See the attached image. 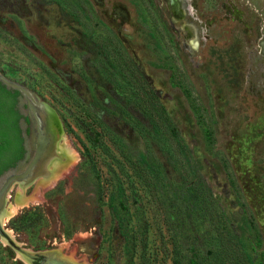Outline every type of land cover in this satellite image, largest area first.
<instances>
[{
	"label": "rangeland",
	"instance_id": "obj_1",
	"mask_svg": "<svg viewBox=\"0 0 264 264\" xmlns=\"http://www.w3.org/2000/svg\"><path fill=\"white\" fill-rule=\"evenodd\" d=\"M177 1L182 19L168 0H0V72L59 128L51 174L7 193L6 213L18 194L34 200L14 217L41 213L26 232L6 214L17 246L70 264H189L190 249L264 264V0ZM224 231L238 243L220 260L208 240ZM2 238L0 264H25Z\"/></svg>",
	"mask_w": 264,
	"mask_h": 264
},
{
	"label": "water",
	"instance_id": "obj_2",
	"mask_svg": "<svg viewBox=\"0 0 264 264\" xmlns=\"http://www.w3.org/2000/svg\"><path fill=\"white\" fill-rule=\"evenodd\" d=\"M174 5H176L175 2H168L170 13H172ZM0 83L7 89L18 92L20 106H25L23 112L28 118V125L22 123V128L28 126L30 129L29 134L23 133L24 138H26V147L30 151L28 162L20 163L14 172L0 177V235L7 237L8 230L3 228V213L7 193L13 183L21 182L23 186H27L35 180L51 174V170L47 169L56 155L59 128L55 125L57 124L56 120L53 121V111L26 86L6 77L1 72ZM9 244L16 251H19L29 264H70L44 251H29L17 246L12 241H9Z\"/></svg>",
	"mask_w": 264,
	"mask_h": 264
},
{
	"label": "trees",
	"instance_id": "obj_3",
	"mask_svg": "<svg viewBox=\"0 0 264 264\" xmlns=\"http://www.w3.org/2000/svg\"><path fill=\"white\" fill-rule=\"evenodd\" d=\"M2 74L8 77L6 73L3 72ZM18 96V92L9 90L0 83V176L6 171L15 167L16 163L22 159L24 153L23 138L21 136V129L19 127L18 121L19 114L16 109ZM168 125H171L170 121ZM170 128L172 131V138L177 140L179 138V134L175 132L174 126H170ZM168 140L164 139L165 146H168ZM143 171V179L147 180V177H153L155 180H159L160 178V172L157 169L150 170L149 176L146 169ZM126 177L128 180L131 178L130 176ZM117 189L118 192L121 193V196L118 197L119 199L116 202L117 204L114 205V207H119V210L116 213H128L129 209L125 207V202L121 199L123 196V190L121 189L120 184ZM132 191L134 192V190ZM40 220V209L37 207H32L29 209H24L20 214L13 217L10 220V226L16 231L26 232L34 229L39 224ZM125 220L126 218H120L118 222L123 223ZM130 233L135 237V232ZM214 235V238L208 240L210 249L207 251V253L209 255L218 257L221 260L222 258L226 257V255H229L227 250L224 251V247L233 246V244L238 243V240L235 239L234 243L228 231L217 232ZM132 252H135V247L133 248ZM190 252L191 258L193 260L190 261L189 264H201V262L198 260L200 256L199 251L190 249Z\"/></svg>",
	"mask_w": 264,
	"mask_h": 264
},
{
	"label": "bare ground",
	"instance_id": "obj_4",
	"mask_svg": "<svg viewBox=\"0 0 264 264\" xmlns=\"http://www.w3.org/2000/svg\"><path fill=\"white\" fill-rule=\"evenodd\" d=\"M168 2H172V3H174L175 2V4L176 5H174L173 7H172V13H171V15L175 18V19H182L183 18V13H180L179 12V6H178V1L177 0H168ZM56 179V178H55ZM53 183L51 182V183H49V186L50 185H52ZM45 185V184H44ZM46 187V186H45ZM43 188H44V186H43ZM21 192V191H20ZM37 194H39V190H37ZM19 194L17 195V202L15 203V204H13V205H11V207H10V211H9V213H6V214H8V218H11V217H13L16 213H17V211L21 208V207H23V206H25L27 203H29V202H31V201H33L34 200V198H30V200L29 199H25V200H20V201H18L19 200ZM5 216L6 215H4L3 216V222H6L8 219H4L5 218ZM12 233H11V230H8L7 231V237H5V236H3V235H0V236H3L4 238H2L1 239V242H3V243H5V242H8L9 243V241H12L13 242V240H12ZM17 257L19 258V259H21L25 264H29V262L27 261V259L25 258V257H23V255L19 252V251H17ZM70 262V261H69ZM70 263H72V262H70Z\"/></svg>",
	"mask_w": 264,
	"mask_h": 264
},
{
	"label": "flooded vegetation",
	"instance_id": "obj_5",
	"mask_svg": "<svg viewBox=\"0 0 264 264\" xmlns=\"http://www.w3.org/2000/svg\"><path fill=\"white\" fill-rule=\"evenodd\" d=\"M16 109H17L18 114H19V119H18V121H19V127H20V129H21V136H22V138H23V149H24V153H23V157H22V159L19 160V161L16 163L15 167H13L12 169L6 171V172H5L4 174H2L0 177L4 176V175H6V174H8V173H10V172H14V171L18 168V166H19L20 163H27V162H28L27 159H28V157H29V152H30V151H29V149L26 147V138H24L23 133L26 132V134H29V133H30V129H29L28 126H26L25 128H22V123H26V124L28 125V118H27V116H26V115L24 114V112H23V110L25 109V106H24V105H23L22 107L20 106V96L17 97V105H16ZM57 157H58V155L56 154L55 157H54V159H56ZM54 159H53L52 161H54ZM46 168H47V167H46ZM49 168H50V165H49V167H48L47 170H49ZM50 173H51V171H50ZM50 173H49V171H48V174H50ZM4 215H6V210H4L3 216H4Z\"/></svg>",
	"mask_w": 264,
	"mask_h": 264
}]
</instances>
